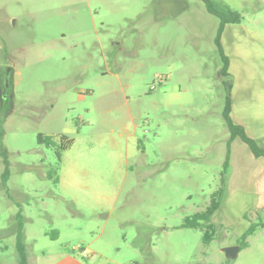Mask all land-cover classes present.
<instances>
[{"label":"rangeland","instance_id":"rangeland-1","mask_svg":"<svg viewBox=\"0 0 264 264\" xmlns=\"http://www.w3.org/2000/svg\"><path fill=\"white\" fill-rule=\"evenodd\" d=\"M240 13L231 109L264 149V0ZM218 25L198 0H0V264H20L18 222L26 264H264V210L237 194L208 244L182 227L230 156Z\"/></svg>","mask_w":264,"mask_h":264},{"label":"trees","instance_id":"trees-1","mask_svg":"<svg viewBox=\"0 0 264 264\" xmlns=\"http://www.w3.org/2000/svg\"><path fill=\"white\" fill-rule=\"evenodd\" d=\"M198 1H201L204 4L205 9L209 14L219 19V25H218L216 37L214 40V44L216 46L217 53L221 60V68L219 70V75L223 77L224 79L223 85L226 90L225 105L223 108V119L230 133L229 140H228V148H229V143L231 142V140L238 138L249 147L252 154L256 158H264V149L260 148L255 143V141L247 135L246 131L244 130L242 126L234 124L230 117L232 85L230 81L228 80L230 76L228 72L229 59L223 50L220 37H221V33L224 27L228 24H239L242 20V15L240 12L233 11L227 7L224 8L225 9L224 11H217L212 7L211 0H198ZM37 142L40 145L41 144L42 145L45 144L46 146L54 145V142L51 137H43L41 135H38ZM70 143L71 142L69 140L62 138L61 147L65 149L66 147L70 145ZM57 154L58 156H60V153H57ZM228 166H229V150H228V153L223 163L220 186L211 195L209 205L204 211L194 214L191 218L185 219L184 224L182 225V227L184 228L200 230L203 233V242L205 244H208L212 240V237L214 234L215 225L210 222L211 217L219 209L221 203L225 199L224 176L227 173ZM2 179H3V183L5 184L6 179H7V168H5L4 170ZM254 228H255L254 225H250V227L242 235V238L246 239L248 236H250L253 233ZM16 250L18 253V257H19V263L26 264V255H25V246L23 243L22 225L19 222L17 223V230H16Z\"/></svg>","mask_w":264,"mask_h":264},{"label":"crops","instance_id":"crops-1","mask_svg":"<svg viewBox=\"0 0 264 264\" xmlns=\"http://www.w3.org/2000/svg\"><path fill=\"white\" fill-rule=\"evenodd\" d=\"M216 1L223 8L227 7L233 11L241 12L244 10V8L252 6L254 1L256 0ZM230 25L231 24L226 25L225 31L228 30V26ZM221 44L223 47L222 41ZM0 97H2L1 94ZM239 113V111H234L233 109H231V120L235 124L242 125L245 128L248 136L252 139L258 140V138H261L262 136L258 134V130L261 129V126L259 128L256 124V128H252L256 129V132L248 131L246 121L242 116H240ZM229 144L230 156L229 166L227 170V181L225 186L226 196L224 201L225 203H227L230 197L237 194L238 196L233 201L234 204H241L242 208L240 209L245 210V212L251 210H253L254 212H260L264 210V158H256L252 154L249 147L238 138L231 140ZM218 211H216V213ZM215 219L216 218L214 215L212 219L214 223ZM245 221L247 222V220ZM242 250L243 249L240 247L237 256Z\"/></svg>","mask_w":264,"mask_h":264},{"label":"water","instance_id":"water-1","mask_svg":"<svg viewBox=\"0 0 264 264\" xmlns=\"http://www.w3.org/2000/svg\"><path fill=\"white\" fill-rule=\"evenodd\" d=\"M239 249H240L239 246H230L223 248L222 252L225 254L226 258L235 259Z\"/></svg>","mask_w":264,"mask_h":264},{"label":"built area","instance_id":"built-area-1","mask_svg":"<svg viewBox=\"0 0 264 264\" xmlns=\"http://www.w3.org/2000/svg\"><path fill=\"white\" fill-rule=\"evenodd\" d=\"M76 249L81 250L82 254L87 256L86 252L83 249H81L80 247H77Z\"/></svg>","mask_w":264,"mask_h":264},{"label":"flooded vegetation","instance_id":"flooded-vegetation-1","mask_svg":"<svg viewBox=\"0 0 264 264\" xmlns=\"http://www.w3.org/2000/svg\"><path fill=\"white\" fill-rule=\"evenodd\" d=\"M4 88L2 87V90H3Z\"/></svg>","mask_w":264,"mask_h":264}]
</instances>
